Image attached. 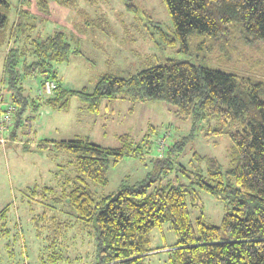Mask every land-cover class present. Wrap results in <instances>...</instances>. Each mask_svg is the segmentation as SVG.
<instances>
[{
  "label": "trees",
  "instance_id": "1",
  "mask_svg": "<svg viewBox=\"0 0 264 264\" xmlns=\"http://www.w3.org/2000/svg\"><path fill=\"white\" fill-rule=\"evenodd\" d=\"M53 1L70 6L78 0ZM162 1L171 26L164 30L159 24H152L157 44L179 42L186 52L188 39L194 33L217 38L232 27L238 28L249 42H264V0ZM124 2L127 8L137 11L133 2ZM35 3L40 11H47L48 0ZM7 7L8 2L0 0V45L8 23ZM30 11L21 8L18 15L28 16ZM70 54L71 45L62 30L44 39H32L30 46L22 43L8 49L3 61V81L10 100L5 104L11 103L15 108L10 111L8 130L0 133L3 150L6 144L14 143L12 139L18 141L24 127L31 129V119L42 107L66 111L72 96L86 101L90 111L98 110L103 98L160 100L171 104L178 116L190 117L193 127L208 121L206 138L226 133L231 143L230 165L226 169L215 157L195 154L205 162L206 170H190L188 183L176 177L165 184L157 183L149 192L155 179L148 175L132 184L121 183L115 192L96 199L89 181L105 185L110 165L125 155L140 154L141 144L133 146L127 133L119 136L122 143L117 148L100 146L87 136L53 142L40 139L39 148L51 144L73 155L74 173L64 178L60 194L52 196V201L68 207L70 214L85 224L91 222L95 245L91 264H145L153 251L163 248H167V264H264V90L256 83L242 81L231 70L173 57L127 76L104 73L91 91L64 88L55 77L54 65L67 61ZM36 72L44 77L31 96L23 81ZM45 79L56 84L50 94L39 91ZM3 102L1 96L0 117L5 111ZM188 138L165 146L162 158L156 159L158 165L165 166L170 155L183 149ZM151 139L148 134L140 139L147 151L151 149ZM200 189L225 203L218 225L207 223L200 214L194 228L188 206L199 205ZM4 211L5 208L0 211V219ZM39 218L52 219L60 231L64 228L63 220L53 213ZM165 223L173 230L175 242L151 247V231Z\"/></svg>",
  "mask_w": 264,
  "mask_h": 264
},
{
  "label": "rangeland",
  "instance_id": "2",
  "mask_svg": "<svg viewBox=\"0 0 264 264\" xmlns=\"http://www.w3.org/2000/svg\"><path fill=\"white\" fill-rule=\"evenodd\" d=\"M6 1L8 23L0 45V97L2 93L4 108L10 100L3 81L8 49L22 43L30 46L32 39H44L58 30L65 32L72 50L67 61L54 65L55 77L64 88L91 91L104 73L127 76L173 57L231 70L242 81L256 83L264 90V42L245 40L238 28L232 27L217 38L194 33L188 39L186 52L179 42L157 44L152 24H159L164 30L171 26L162 0H130L137 11L127 8L124 0H78L70 6L48 0L46 12L39 10L35 0ZM21 8L30 9L31 14L19 16ZM43 77L37 72L27 76L23 81L26 92L34 96ZM42 86L43 83L40 90ZM86 104L72 96L66 111L42 107L31 119V133L22 129L17 142L12 139L14 143L6 144L5 150L0 146V211L5 208L0 219V264H91L94 260L91 222L85 224L71 215L68 207L52 201V196L60 194L64 178L74 173L73 155L51 144L37 147L42 138L53 142L87 136L95 144L117 148L122 143L119 136L127 133L133 146L141 144L140 154L125 155L110 165L105 185L89 181L96 199L115 192L121 183L132 184L148 175L155 179L149 192L157 183L165 184L176 177L188 183L190 170H206L205 162L195 154L217 158L223 169L230 165L231 143L227 134L206 138L208 121L193 127L191 118L178 116L169 103L103 98L96 111L88 110ZM146 134L153 139L148 151L140 140ZM185 136L189 138L183 149L174 151L169 162L160 167L156 160L163 156L160 149ZM199 197V205L188 206L194 228L200 214L207 223L218 225L225 203L204 189L199 190ZM52 213L63 220L62 231L54 227L52 219L39 218ZM150 235L151 247L175 242L168 223L154 228ZM166 249L153 251L145 264H167Z\"/></svg>",
  "mask_w": 264,
  "mask_h": 264
},
{
  "label": "built area",
  "instance_id": "3",
  "mask_svg": "<svg viewBox=\"0 0 264 264\" xmlns=\"http://www.w3.org/2000/svg\"><path fill=\"white\" fill-rule=\"evenodd\" d=\"M56 86L54 80L52 79H45L43 82V86L41 88V90L39 89V91L42 94H50L51 92H53L54 87ZM4 108V107H3ZM15 108V106L11 103L7 104L5 107V111L4 113L1 115L0 117V133L4 132L6 129V126L8 124V120L10 119V111L13 110ZM3 140V139H1ZM163 143V141H161ZM161 148V147H160ZM161 153L163 152L162 149H160Z\"/></svg>",
  "mask_w": 264,
  "mask_h": 264
},
{
  "label": "crops",
  "instance_id": "4",
  "mask_svg": "<svg viewBox=\"0 0 264 264\" xmlns=\"http://www.w3.org/2000/svg\"><path fill=\"white\" fill-rule=\"evenodd\" d=\"M5 57V56H4ZM1 96H4L2 93H1ZM23 129H25V127L23 128ZM24 131V130H23ZM31 131H32V128L29 130V132H27V133H31ZM35 131V130H34Z\"/></svg>",
  "mask_w": 264,
  "mask_h": 264
}]
</instances>
